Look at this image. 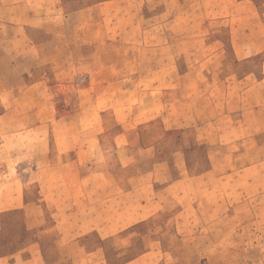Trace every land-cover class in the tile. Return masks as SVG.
Here are the masks:
<instances>
[{"label": "crops", "instance_id": "crops-1", "mask_svg": "<svg viewBox=\"0 0 264 264\" xmlns=\"http://www.w3.org/2000/svg\"><path fill=\"white\" fill-rule=\"evenodd\" d=\"M158 1L159 12L170 9L168 0ZM177 2L173 12H200L205 26L220 28L202 36L199 51L176 55L172 93L160 100L167 113L139 120L133 131H105L103 154L92 162L76 147L57 163L47 161L34 179L39 195L30 194V185L21 200L2 197L1 203L19 201L13 211H23L28 225L22 240L14 232L19 245L0 254V264H177L165 248V228L154 227L165 212L177 239L215 234L220 241L205 250L264 252V74L251 80L230 66L264 54L263 2ZM29 3L1 2L0 9L17 12L25 24L40 19L28 18V10H57L53 0ZM176 15V26L203 24ZM7 213L0 211V233ZM111 244L129 247L126 261L110 263Z\"/></svg>", "mask_w": 264, "mask_h": 264}, {"label": "rangeland", "instance_id": "rangeland-1", "mask_svg": "<svg viewBox=\"0 0 264 264\" xmlns=\"http://www.w3.org/2000/svg\"><path fill=\"white\" fill-rule=\"evenodd\" d=\"M53 2L57 8L53 12L28 10V18H40L33 24L18 20L15 11L0 9V211H8L6 230L0 233V254L19 245L16 240L27 235L28 225L23 211H13L19 201L1 203V198L21 200L29 195L30 185V194L39 195L34 179L44 174L47 161L57 163L59 155L76 147L85 161L92 162L103 154L107 139L100 135L105 131L114 127L133 131L139 120L167 113L169 108L160 100L172 93L179 65L176 55L199 51L202 36L220 28L205 26L200 12H173L177 0H168L170 9L163 12L158 0ZM244 6L250 16L258 15ZM82 7L86 9L74 12ZM175 13L183 23L203 24L176 26ZM46 20L54 25L43 26ZM192 36L198 40L189 41ZM231 65L252 80L264 74V54L235 64L231 60ZM154 227L165 228V248L173 251L170 261L177 264H264V252L205 250L215 246L211 241H220L219 235L186 234L177 239L167 212ZM114 248L111 244L107 251L110 263L126 261L131 254L129 247Z\"/></svg>", "mask_w": 264, "mask_h": 264}]
</instances>
